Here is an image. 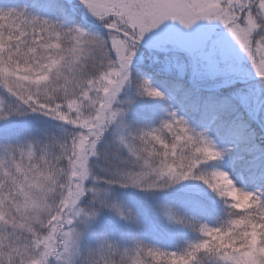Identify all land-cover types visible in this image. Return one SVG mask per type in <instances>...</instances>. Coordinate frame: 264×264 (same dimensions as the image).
Masks as SVG:
<instances>
[{"label":"snow or ice","instance_id":"6c2138e0","mask_svg":"<svg viewBox=\"0 0 264 264\" xmlns=\"http://www.w3.org/2000/svg\"><path fill=\"white\" fill-rule=\"evenodd\" d=\"M0 264H264V0H0Z\"/></svg>","mask_w":264,"mask_h":264}]
</instances>
